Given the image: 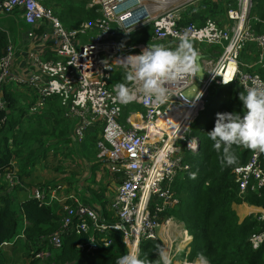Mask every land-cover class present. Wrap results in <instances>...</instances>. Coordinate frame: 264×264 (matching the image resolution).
I'll return each mask as SVG.
<instances>
[{
	"label": "built area",
	"instance_id": "1",
	"mask_svg": "<svg viewBox=\"0 0 264 264\" xmlns=\"http://www.w3.org/2000/svg\"><path fill=\"white\" fill-rule=\"evenodd\" d=\"M49 1L0 0V15L18 11V17L26 22L28 28V32L27 28L20 31H26L34 42L54 45L52 50L56 53L55 58L46 59L42 55L44 50H39L38 55H35L36 51L28 50V78H24L14 75L17 51L13 45L9 46L7 54L0 60V112H8L4 90L12 81L27 82L38 92V99L28 106V115H38L49 97L60 96L67 115L77 119L74 132L80 141L90 128L102 127L98 161L113 173L120 174L122 180L114 203L117 220L112 222L104 220L88 200L76 194L59 192L63 186H58L51 193L45 189H34L32 197L41 205L53 206L64 201V215L59 228L41 239L61 249L68 236L88 234V241L79 243L78 248L95 255L102 246L107 249L115 247L114 233L121 231L126 246V252L121 256L127 252L140 255L143 241L162 240L160 230L172 226L164 225L161 216L178 202L171 187L174 179L190 168L180 150L173 149L171 144L169 150L160 155L161 144L168 133L166 130L158 132V121L180 106L193 107L188 119L194 121L204 110L211 87L224 86V81H238L245 91L252 87L264 89V78L259 71L253 70L255 64L241 59L244 47L248 43H256L261 49L258 63L264 66V18L251 16L257 0H236L237 7L232 6L227 11L228 25H221L211 18L202 25L187 23L186 12L203 0H97L101 15L70 29L48 6ZM258 23L261 24L259 29L255 27ZM148 26L152 27L151 43L174 48L181 39H186L192 48L197 44V55H203L200 61L205 77L199 84L197 67L195 73L186 74L175 82H166L167 92L162 103L145 99L139 83H133L129 87L136 98L126 105L135 102L144 110L141 123H132L129 119L131 125L127 127L121 121L125 104L114 102L111 80L117 67H130L131 61L125 62L127 58L140 54L150 43L123 46L119 35L130 37L133 32L143 31ZM82 34L89 35L87 41L80 38ZM202 46L220 48L219 55H204ZM31 53L34 54L29 57ZM191 88L194 95L189 98L186 91ZM195 100L202 101L201 107L195 106ZM7 121L6 113L0 116V129ZM199 146V139L195 138L188 143L187 149L194 152ZM8 168L11 167L5 171ZM234 175L240 194L264 187V154L253 152L248 162L235 168ZM16 176L15 170L4 174L0 165V179L17 185L20 182ZM154 198L161 202L153 203ZM172 219L174 217L169 216L164 221L168 224ZM256 219L263 221L264 213L257 215ZM181 226L184 228L180 233L183 239L180 243L185 244L189 237L188 245L184 246L187 248L193 235L185 224ZM164 238L171 239L167 234ZM249 241L253 249H260L264 244V231L252 234ZM168 242L166 250L174 260L181 249L174 250L173 243ZM188 253H184L181 264H194L197 260L188 261ZM38 256L42 258L43 254Z\"/></svg>",
	"mask_w": 264,
	"mask_h": 264
},
{
	"label": "trees",
	"instance_id": "2",
	"mask_svg": "<svg viewBox=\"0 0 264 264\" xmlns=\"http://www.w3.org/2000/svg\"><path fill=\"white\" fill-rule=\"evenodd\" d=\"M228 2L226 0L225 3L216 4L203 0L197 8L186 12V22L202 24L208 16L215 17L218 12L225 13L224 7ZM71 6H73L70 10L71 15L61 13L60 16L55 12L58 17L60 16L63 24L70 29L78 28L84 21L99 15L95 9L86 8L85 0L81 4ZM255 12L264 18V0H257ZM15 14L19 15V12ZM255 27H258V24ZM151 35L152 27L148 26L143 31L133 33L129 40L132 44L149 42ZM10 45L16 47V36H12L9 29L0 25V60L7 54ZM258 67L264 76V68ZM125 83L131 84L127 81ZM221 90L216 86L209 90L207 101L209 115L206 124L202 126L200 118H197L191 125L187 138L199 136L200 146L194 152L186 149L184 159L189 163L190 168L179 173L173 182V190L177 193L178 202L169 210V214L184 222L193 235L189 253L186 255L188 261L196 260L197 254L203 253L207 264H264V244L260 249L255 250L249 241L253 232L264 231V221L252 217L241 221L234 208V204L243 202L264 207V187L258 191L240 194L239 185L235 180V168L247 162L252 151L234 146L236 162L232 166H227L222 163L221 155L213 150L212 142L207 138V132L215 126L217 113L239 112L243 115V105L239 100L240 93L244 92L243 88L238 84L225 88L222 100ZM5 97L8 112H0L1 117L5 113L8 115V121L0 129L2 172L6 173L5 169L10 166L11 160L18 159L20 176L28 186H46L54 180L50 178V174L56 171L65 173L58 163L61 155L66 154L61 146L62 143L71 144L80 140L75 132L74 140L70 135V124L61 118L63 109L61 106L58 107V99L50 101L48 111L53 117L42 119L36 116V123L33 126L32 117L35 115L27 114L28 106L32 104L27 96L7 87ZM24 112L28 117L23 115ZM25 122H31L32 125L22 133L18 132L22 130L20 127ZM95 130L96 128H90L80 142L86 143L93 139L90 132ZM48 143L50 145H47ZM12 146L16 148L13 149ZM40 160L44 163V167L49 168L48 175L37 176V163ZM11 186L9 181L0 179V246L4 242H14L7 250L0 251V264H19V262L21 264H116L117 258L126 252L121 231L114 233L119 251L109 252V249L102 246L95 255L87 254L78 248L79 243L88 241V234H73L66 238L64 246L57 250L54 257L34 259L30 249V238L34 235H49L56 231L63 214L61 211L41 206L38 200L29 198L27 192L18 198L13 192L10 195L2 194ZM24 216L30 223L27 228L24 226ZM24 228L26 237L16 240ZM161 245L163 242L160 239L143 241L139 257L145 261V264H153L157 259V248Z\"/></svg>",
	"mask_w": 264,
	"mask_h": 264
},
{
	"label": "crops",
	"instance_id": "3",
	"mask_svg": "<svg viewBox=\"0 0 264 264\" xmlns=\"http://www.w3.org/2000/svg\"><path fill=\"white\" fill-rule=\"evenodd\" d=\"M82 1L83 0H58V4H55L54 8L58 6L61 9V10L57 9L58 12L56 11L58 14H60V16H61V13L71 15L72 12L70 10L73 8V6H71V5L81 4ZM209 1H212L216 4H219V3H225L226 0H209ZM201 2H199V4H196L195 7L190 8V9L197 8ZM227 2H228V4L225 5V7H224L225 13L218 12L215 17L208 16V18L214 19L215 21H217L221 25H228L229 21H228L227 11L232 6L237 7V1L236 0H227ZM85 6L87 9H95V12L97 13V15L99 14L100 5H99V3H97V0H85ZM252 15L261 16L255 12L254 8L251 11V16ZM0 16L7 17V19L5 21L7 23H9V25L12 26L13 28L17 27V30H18L17 35H16L17 59L15 61V66L13 68V72H14L15 76H21L24 78H28V75L26 73L28 70L27 69V62H28L27 56H28V54L26 52L30 49L36 51L35 55H38L37 52L39 50H41V49L44 50L42 55L46 59L56 57V53H54V51L52 50L55 47L54 45H51V44L48 45V44L43 43V42L42 43L41 42L40 43L34 42L28 36L26 31H23V32L20 31V30H23L25 27H27V24L25 21L21 20V18H19L18 15L15 14V12L7 13V14H1ZM60 16H59V18H60ZM99 16H100V14L91 20H94V19L98 18ZM10 18L12 20H10ZM207 19H204L202 24ZM60 20H61V18H60ZM91 20H86L83 23H85L87 21H91ZM22 22L24 23V25H22ZM195 23L202 25L198 22H195ZM81 25H79L78 27H80ZM2 27L8 29L7 27H4V26H2ZM260 27H261V24L258 23V27H256V28L259 29ZM26 30L28 32V28ZM39 32H41V31H39ZM133 33H135V32H133ZM132 34H131V36H132ZM130 37L127 35L121 34V35H119V42L123 46L135 45L136 43L132 44L131 41L129 40ZM151 39H152V35H151L149 42H140V43H151L152 42ZM157 44H161V43H157ZM196 47H197V44H193V49L195 51H196ZM219 50H220V48L213 47V46H202V52L204 55H211V53H212L213 56L214 55L218 56ZM260 52H261V49L256 43H248L242 51L241 59L243 61L249 62L251 64H255L253 70H257L261 73L258 66H261L263 68H264V66L258 63V61L260 59ZM32 54H34V53H31L29 57H31ZM130 70H131L130 67H117L116 71L113 75V78L111 80V84L115 85L117 83H125V81H126L125 80V74ZM120 75H121V77H120ZM261 75H262V73H261ZM262 77L264 78L263 75H262ZM132 84L133 83H131L129 85H132ZM232 84H234V83H229V88L232 87ZM30 86L31 85L28 84L27 82L25 83V82L12 81L8 85H6L5 90L7 89V87H10V88L15 89L17 91H20L21 94L26 95L28 100L31 101V103H32L33 101H36L38 99L39 95H38V92L34 91ZM238 86L241 88V84H238ZM222 87L223 86H216L217 89H222ZM5 90H4V92H5ZM221 94H222V92H221ZM208 97H209V94H208ZM208 97H207V101H208ZM222 97H224V91H223V94L221 96V100H222ZM55 99H56V101L58 99V107L61 106L63 109V115H61V118L70 124V128H71L70 135L72 136V138L74 140V131H75V127L77 124V119H76V117H71V116L67 115V113L65 112V108L62 104L60 96L54 95V96L49 97L47 99V103H46L45 108L42 109L40 111V113L36 116L42 117V119L53 117V114H51L48 111V109L50 108V101L51 100L54 101ZM217 102H219V100ZM142 107L143 106L141 104H138L135 102L133 103V105H131V104L126 105L125 104L123 106L122 119H123V123L126 124L127 127H130V125H131V123L129 122V119L132 123H141V120H142L141 116L143 113ZM204 111H208V113H207V116H208L209 110L207 109V102H206L204 110L200 111V114L197 116V118H201V114ZM17 114L21 115L19 112H17ZM23 115L25 117H28L25 114V112ZM36 116H33V117H35L34 119L32 117V120L34 122L33 126L36 123ZM96 129L100 130L97 132V136H93V135L91 136L93 139H95V141L93 139H90L86 143H82L80 141L79 142L74 141V143H71V144L62 143L61 146L64 148L63 150L66 151V154L61 155V159L58 160V163L61 164V167H63L62 170H64L65 173L63 174L62 172H59V173H62V175H63V177H61L59 179L53 178L55 176L54 174H56L57 171L50 174V176H51L50 178H52L54 180H52L46 186H43V187L28 186L23 181L22 177L20 176V172H19V169H20L19 165L20 164H19L18 159L11 160L14 162V163L11 162L12 168L15 170V172L17 174L16 177H17L18 181L20 182V184L18 183L17 185H12L9 189L10 194L13 192L16 194V197L18 198V197L22 196L24 192H27L28 197L33 198L32 192L34 189H38V188H40L42 190L45 189L47 192L51 193L58 186H63L64 187L63 192L68 194V195L76 194L81 198H84V197H82L83 195H87V194L91 195L90 197L92 198V200L91 201L88 200V201L94 206V208L97 210L99 215L106 221H111V222L116 221L117 220V212H116L114 203H115V197H116V194L118 191L119 184L121 183L122 177L120 174L113 173L112 171H110V169L106 165H104L102 162L98 161V158L96 156L97 151H98L97 142L99 141V138H101V136H102V127H97ZM18 132L22 133V132H24V130L22 129V130H19ZM92 132L93 131H91L90 133H92ZM194 137L198 138L199 142H200L199 136H194ZM65 142H66V140H65ZM47 145H50V143H48ZM251 155H252V153H251ZM73 156H80V159H78L77 163H74V161H70V158ZM37 169H38L37 176H38V174L48 175L49 168L44 167V163L42 162V160H40L37 163ZM81 169L86 171V175H85V177H83L80 180L78 185H74L73 183L76 182L77 179L80 177V176H78V174H80ZM102 171H104V174L99 177V174ZM57 175H60V174H57ZM69 177H72V178L69 180L68 179ZM97 177H98V181H95V179ZM84 181L86 183H84ZM88 182H90V183H88ZM88 184H90V185L87 186ZM92 186H95V188H93ZM171 187L173 189V184L171 185ZM85 197H87V196H85ZM63 204H64V201H58L53 206H47V205H41V204L40 205L43 207L51 208L54 211H61V213L64 214ZM237 207H240V209L238 210ZM234 208L237 211V213L239 214V216H241V221H243L247 217H252L253 219L256 220L257 215L264 213V207L255 206V205L250 204L249 202L234 204ZM24 218H25L24 226H25V228H27L30 225V223L27 221L26 216H24ZM258 221H261V220H258ZM182 223L184 224V222H182ZM25 228L22 230V234L19 235L18 238H16V240L19 239L20 237L21 238L25 237L23 235V233H25L24 232ZM259 232H262V231H259ZM161 238L163 241V246H165V247L167 245L169 246V242H168L169 240L165 239L163 236H161ZM187 241H188V238H187ZM13 244H14V242H4L0 246V251L7 250ZM180 245H182V244L181 243L172 244L174 250H175V248H178V250L184 248V246L179 247ZM187 248H190V247H187ZM113 251H119V248L117 245L115 247L109 249V252H113ZM183 258H185L184 252L178 251L176 254V257L173 260L174 264H181V262L183 261Z\"/></svg>",
	"mask_w": 264,
	"mask_h": 264
},
{
	"label": "clouds",
	"instance_id": "4",
	"mask_svg": "<svg viewBox=\"0 0 264 264\" xmlns=\"http://www.w3.org/2000/svg\"><path fill=\"white\" fill-rule=\"evenodd\" d=\"M197 53L186 39H181L174 48L150 43L140 54L129 56L130 71L125 80L139 83L145 99L162 103L166 97V82H175L186 74L197 71ZM225 84L229 83L224 81ZM113 100L127 104L136 97L128 83H117L113 87ZM243 115L239 112L217 113L215 126L207 132L214 151L221 155L227 166L236 162L234 146L264 154V89L248 88L240 93ZM157 259L153 264H173L166 247L157 248ZM116 264H145L135 252H127L116 260ZM194 264H207L203 253L197 254Z\"/></svg>",
	"mask_w": 264,
	"mask_h": 264
},
{
	"label": "rangeland",
	"instance_id": "5",
	"mask_svg": "<svg viewBox=\"0 0 264 264\" xmlns=\"http://www.w3.org/2000/svg\"><path fill=\"white\" fill-rule=\"evenodd\" d=\"M55 4H58V0H50L49 2H48V6H50V7H52L53 9H54V11L56 12H58V10L57 9H60L58 6L57 7H55L54 8V5ZM56 12V13H57ZM99 14H100V11H99ZM101 15V14H100ZM7 19V17H4V18H0V24L2 25V26H4V27H7L10 31H11V33H12V36H16L17 35V32H18V30H17V27H12V26H10L9 25V23H7L5 20ZM10 20H12L11 18H10ZM21 20H23V19H21ZM24 21V20H23ZM16 24V23H15ZM14 25V24H13ZM22 25H24V23L22 22ZM25 28H27V27H25ZM92 32H90L89 34H91ZM88 34H82V35H80V38H82V40L83 41H87V38H88ZM205 45V44H204ZM232 85H234V84H232ZM130 86V85H129ZM229 88V83H227L225 86H224V88H226V89H228ZM186 95L189 97V98H192L193 97V95H194V92H193V90H192V88L191 89H189V90H187L186 91ZM200 101H197V100H195L194 101V104L196 105H198L199 107H201V103H202V101L199 103ZM180 107H183V106H180ZM143 108V107H142ZM186 108H188L189 109V107H187L186 106ZM143 110H144V108H143ZM189 112H190V114H192L191 113V111H190V109L188 110ZM184 115H183V119L184 120H182L180 123H178V126H176V131L178 130V132H176L174 135V137L172 138V141L170 140V138H169V136H168V134H165V138H164V140H163V142H162V144H161V150H162V148L163 149H165V152L166 151H168L169 150V148H170V146L168 147V148H166L167 147V144L166 143H169L170 142V144L172 145V147H173V149H175V148H177V149H179L180 150V153H181V156L183 157V156H185L186 155V149L188 148V143L190 142V141H192V140H194L195 139V137L194 136H192L191 138H187V136L190 134V129H191V125H192V122H193V120H191V119H188V115L187 114H185V111H183L182 112ZM207 113H208V111H204L202 114H201V118H200V123H201V125L202 126H204L205 124H206V121H207ZM121 121L123 122V119H121ZM182 124V125H181ZM30 125H32L31 124V122H25L20 128L21 129H23V130H28L29 129V127H30ZM184 125V126H183ZM182 128V129H181ZM96 131H100L99 129H96L95 131H93L91 134L93 135V136H97V133H96ZM177 134V135H176ZM184 137V138H181V137ZM100 139V138H99ZM179 140L178 142H176V140ZM94 141H95V139H93ZM24 144H26V143H24ZM95 145V144H94ZM97 146H98V142H97ZM13 147V146H12ZM16 147H13V149H15ZM252 153H253V151H252ZM252 156V155H251ZM251 156H250V158H251ZM72 158V159H71ZM70 158V161H74V163H77L78 162V159H80V156H73V157H71ZM250 158L248 159V161L250 160ZM247 161V162H248ZM11 162H13V161H10V163H9V165H10V167H12V163ZM14 163V162H13ZM73 163V162H72ZM246 163V162H245ZM245 163H243V164H245ZM240 166V165H239ZM84 167V166H83ZM11 170H13L14 171V169L13 168H8L7 170H6V172L7 173H9ZM75 171V170H74ZM57 174H60V175H57ZM104 174V171H102L100 174H99V177L101 176V175H103ZM55 176L53 177V178H57V179H59V178H61V177H63V175H62V173H58V172H56V174H54ZM85 175H86V171L85 170H80V174H78V176H80L78 179H77V181L76 182H74L73 184L74 185H78V183L80 182V180L83 178V177H85ZM108 175V174H107ZM175 180V179H174ZM95 181H98V177L95 179ZM91 182V181H90ZM90 182H88V183H90ZM174 182V181H173ZM1 183H3V182H1ZM84 183H86L85 181H84ZM173 184V183H172ZM12 185V184H11ZM90 184H88L87 186H89ZM93 188H95V186H92ZM173 190V189H172ZM59 192H63V190H61V191H59ZM173 192L175 193V195H176V197H177V193L175 192V190H173ZM2 194H9L10 195V190L8 189L6 192H4V193H2ZM85 196H87V197H85ZM91 195H89V194H87V195H83L82 197H84V198H81V199H83V200H89V201H91L92 200V198L90 197ZM9 197V196H8ZM159 200H158V198H154V200H153V203H156V202H158ZM159 202H161V201H159ZM237 204V203H236ZM240 204V203H239ZM238 206V205H237ZM172 207H175L174 205L173 206H171V207H169L166 211H165V213L161 216V221H162V223L164 224V225H172L171 227H163L161 230H160V234H161V236H163V237H165L166 236V234H167V236H168V238L170 237L171 239H168V240H170V242H172L173 244H178V243H180L183 239L180 237V233L182 232V229L184 228V226H181V225H184L183 223H181L180 221H178V219L176 218V217H174L173 215H170L169 214V210L172 208ZM237 209L239 210L240 209V207H237ZM237 212V211H236ZM238 214V213H237ZM64 215V214H63ZM239 215V214H238ZM169 216H173L174 217V219H172L168 224H166L165 223V221H164V218H168ZM63 218V217H62ZM239 218H240V220H241V216H239ZM259 232V231H258ZM254 233H256V232H253L252 234H254ZM251 234V235H252ZM23 235L26 237V233H23ZM49 235H51V234H49ZM49 235H46V237H48ZM42 237H45L44 235H34L33 237H31L30 238V249H31V252H32V254L34 255V258L35 259H42V258H44V257H48V258H50V257H54L55 256V254H56V252H58L57 250V248L56 247H54L53 245H52V243L50 242V241H48V240H43V239H41ZM167 239V238H166ZM188 239H189V237H188ZM187 242V241H186ZM188 245V244H187ZM188 247H190V245L188 246ZM190 250V248H183V249H181L180 251H183L184 253L185 252H188ZM38 254H43V256H42V258H38L39 256H38ZM181 261V260H180ZM19 264H21V262H19Z\"/></svg>",
	"mask_w": 264,
	"mask_h": 264
},
{
	"label": "bare ground",
	"instance_id": "6",
	"mask_svg": "<svg viewBox=\"0 0 264 264\" xmlns=\"http://www.w3.org/2000/svg\"><path fill=\"white\" fill-rule=\"evenodd\" d=\"M120 77H121V75H120ZM232 81H234V80H232ZM230 82V81H229ZM233 83V82H232ZM236 84H240L238 81H235L234 82V85H236ZM226 85V84H225ZM224 85V86H225ZM224 86L222 87V94H223V91H225L224 89ZM241 87L243 88V90H244V87L241 85ZM244 92H245V90H244ZM195 106H197V104L195 105ZM189 109L188 108H186V106H183V107H179V108H177L176 110H172V111H170V112H168V114H166V115H164V116H162L161 118H160V120L158 121V125H159V130H158V132L159 133H162L164 130H166L167 131V133L170 135V140H172V138L175 136L174 135V133L176 132V126H178V123H180L182 120H184L182 117H183V111H185V114H187L189 117L191 116V114H190V112L188 111ZM193 110V107H190V111H192ZM185 116V115H184ZM188 117V118H189ZM182 125V124H181ZM184 126V125H183ZM182 129V128H181ZM178 132V131H177ZM174 135V136H173ZM177 135V134H176ZM169 145H170V143H168L167 144V147L166 148H168L169 147ZM193 145H195V143H193ZM165 153V149H163L162 148V151H161V153H160V155L161 156H163V154ZM147 194H148V192L144 195V197H146L147 196ZM187 243H188V241L187 242H185V244H182V245H180L179 247H182V246H186L187 245Z\"/></svg>",
	"mask_w": 264,
	"mask_h": 264
},
{
	"label": "water",
	"instance_id": "7",
	"mask_svg": "<svg viewBox=\"0 0 264 264\" xmlns=\"http://www.w3.org/2000/svg\"><path fill=\"white\" fill-rule=\"evenodd\" d=\"M5 16H0V18H4ZM203 55H197V67H198V74L200 76V81H199V84H201L202 80L204 79L205 77V73H204V70H203V66H202V63H201V59H202Z\"/></svg>",
	"mask_w": 264,
	"mask_h": 264
}]
</instances>
